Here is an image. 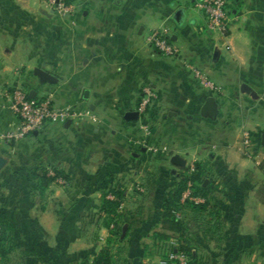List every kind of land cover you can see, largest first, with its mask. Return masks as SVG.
<instances>
[{"label":"crops","instance_id":"1","mask_svg":"<svg viewBox=\"0 0 264 264\" xmlns=\"http://www.w3.org/2000/svg\"><path fill=\"white\" fill-rule=\"evenodd\" d=\"M19 1L35 0H0V155L7 160L0 212L13 247L10 261L0 264H64L68 250L79 260L94 258L109 236L98 212L102 195L113 199L109 191L116 189L124 195L118 211L127 225L124 258L127 264L151 260L145 249L159 228L162 197L181 171L170 164L173 155L209 169L204 187L210 185L208 200L221 226L198 238L190 223L189 232L197 250L202 245L197 254L203 263L264 264V203L257 196L264 171L257 153L247 158L242 146L244 133L259 145L264 134L258 109L264 107V0H229L225 35L203 29L200 0H78L83 9L65 16L32 13ZM179 9L183 20L177 23ZM159 29L168 31L176 56L149 47V34ZM36 66L57 82L41 84ZM13 83L28 97L49 98L79 117L68 127L67 121L47 124L42 140L2 139L19 125L4 90ZM146 86L158 98L149 109L148 137L138 120L125 118L137 112ZM209 97L214 118L200 113ZM156 148L173 153L151 156ZM42 170L48 176L58 170L69 181L56 178L40 194L35 173ZM77 243L85 247L74 250Z\"/></svg>","mask_w":264,"mask_h":264},{"label":"trees","instance_id":"2","mask_svg":"<svg viewBox=\"0 0 264 264\" xmlns=\"http://www.w3.org/2000/svg\"><path fill=\"white\" fill-rule=\"evenodd\" d=\"M259 169L264 171V160L259 165ZM188 170L187 167L181 169L176 181L164 193L160 207L159 228L154 231L152 237L154 241L161 243L173 240L176 246L171 247L169 252L185 255L188 259L187 264H205L197 254L196 244L189 237L191 226L186 216L190 213L196 222L204 224L206 231L212 232L213 229L216 231L220 229V214L216 206L208 200L210 185L203 186L204 180L208 179L209 169L203 163H195L193 171L189 175H187ZM53 173V176H48L44 170L40 174L35 173L36 191L40 194L43 193L56 178H61L65 182L69 181L62 172L54 170ZM188 183H190L191 196L203 198V203L196 204L189 200L181 202L182 194L188 189ZM109 192L113 199H109L106 194H103L98 210L102 215L101 226L108 229L109 236L91 264H122L126 261L122 252L123 245H121L125 237L120 240L124 222L118 212L124 195L123 191L119 189ZM257 196L264 203V185L259 188ZM209 217L211 220L208 219ZM8 227V222L0 212V262L5 261L13 249L7 237ZM82 264H87L86 260L82 261Z\"/></svg>","mask_w":264,"mask_h":264},{"label":"built area","instance_id":"3","mask_svg":"<svg viewBox=\"0 0 264 264\" xmlns=\"http://www.w3.org/2000/svg\"><path fill=\"white\" fill-rule=\"evenodd\" d=\"M197 8L202 14V27L206 32L219 33L221 35L228 33L230 30L228 0H200L197 3ZM147 43L155 53L163 57H174L177 55V50L170 42L166 29H159L151 32L147 38ZM193 72L203 85L209 89H214L209 80L198 70H194ZM9 96L12 110L19 121V125L16 130L7 132L2 136V139L6 141H17L32 136L34 132L41 133L47 124H64L66 121H71L79 117V114L73 109L57 108L49 98H29L25 92H22L18 88H14ZM139 99L137 112L139 118H143L144 114H146L152 106V103L158 98L156 93L146 86L142 89ZM141 129L146 130V125H142ZM250 141V135L244 133L243 146L245 148H249ZM192 171L193 167H190L189 172ZM189 187L190 183H188V189L183 193L182 201H193L195 199L191 197V190ZM170 260L172 264H187L185 255L183 254L173 253L170 256Z\"/></svg>","mask_w":264,"mask_h":264},{"label":"rangeland","instance_id":"4","mask_svg":"<svg viewBox=\"0 0 264 264\" xmlns=\"http://www.w3.org/2000/svg\"><path fill=\"white\" fill-rule=\"evenodd\" d=\"M33 2L34 3H32V4L28 3V2H23V1H19L18 3L22 7L25 6L27 8V6H29L30 8H29L28 11H31L32 13H36V14H38L39 12L41 13L42 11H45V12L50 11L51 13H55L56 15L65 16V15H74L75 13H78L80 10L83 9L81 7L80 1H78V0H60V1L59 0H35ZM35 68H39V67L36 66ZM21 69L24 70V68H21ZM21 69H16L15 72H17L18 75H20ZM16 87L19 90H21L22 92H25L27 90L26 88H23L22 86H20L18 84H15V83H13L12 85H8V87L5 88L4 90L6 92H12L14 90V88H16ZM258 107H259V105H258ZM258 109L262 110L261 113L264 115V107H262V108L259 107ZM149 112L150 111L148 110L147 113L144 114L143 118L137 119L139 121V130H140V132H142L144 134L146 133V135H145L146 137L151 135L150 134V129H149V124H148ZM142 125H146V130L141 129ZM256 140H258V139H256ZM256 140H254V139L252 140L251 139L249 148H245L243 145L242 146H243L244 156L247 157V158H253L254 156H256V153H257L258 162H257L256 165H258V167H259V165L264 160V147L259 145V142H258L259 140L257 142H256ZM242 144H243V142H242ZM161 147L162 146H160L159 149ZM156 149H157V153L156 152H151V154H152L151 156L156 155L158 153H163L165 155V157L168 158L170 156V154L173 153V152H169L168 150L160 151L158 148H156ZM148 161H149L148 166L150 165V167H152L154 165V163H155V161L152 158H150V160H148ZM150 163H153V164H150ZM195 163H202V162H195ZM195 163L188 164L184 168L187 167L190 170V167H194ZM184 168H181V169H184ZM189 170L187 172V175H189L191 173V172H189ZM178 173L180 174L181 171L178 172ZM139 193H141V192H139ZM182 198H183V194H182V197H181V202L186 201V200L182 201ZM96 214L97 213H94V215H96ZM186 219L188 221H190V223H194V226H192V228H193L192 230L196 233L195 236H197L198 238H202L203 237L202 232L205 230L204 229L205 228L204 224H202V222L201 223L196 222L194 217L192 215H190V213L187 214ZM190 229H191V227H190ZM215 242H218L217 239H215ZM123 243L121 245H123ZM200 243H202V241H200ZM83 244L77 243V247L73 248V249L74 250L79 249V246L80 247L81 246L85 247V243H83ZM174 246H176V244H175V242L173 240L168 241L167 243H161L160 241H154V242L152 241L150 243V247L148 246L145 249V253H146L145 255H148V257H150L151 260L147 259L148 260L147 262H145V263L140 262V264H169V262H171V264H172V261L170 260V256L173 253L169 252V249L171 247H174ZM201 246L199 247L200 249H198V250H200V252L202 251V247ZM122 247H123V251L122 252H123V256H124V250L125 249H124V246H122ZM149 248H150V250H149ZM196 249H197V247H196ZM70 252L71 251H69V250L67 251L68 256L66 257V259L64 261V264H82V261H84V260H86L87 264H91L92 261H93V258H89V257L82 258L81 260L76 259L73 256L70 257L69 256ZM146 258H147V256H144V258L142 260H145ZM6 260H8V258ZM124 260H126V259H124ZM8 261H10V260H8ZM185 261H186V263L188 262L187 257H185ZM201 261H202V258H201ZM122 264H127V261H125V263H122ZM136 264H139V259L136 261Z\"/></svg>","mask_w":264,"mask_h":264},{"label":"water","instance_id":"5","mask_svg":"<svg viewBox=\"0 0 264 264\" xmlns=\"http://www.w3.org/2000/svg\"><path fill=\"white\" fill-rule=\"evenodd\" d=\"M174 20L177 23H180V21L183 20V10L179 9L174 13ZM33 75L39 80L41 84H54L57 82V78L54 77L52 74L49 72H46L40 68H34L33 69ZM247 91H250L248 87ZM82 96L84 98H87L88 96V91L84 90L82 91ZM32 94L29 95V98H32ZM202 116L208 117V118H214L216 116V106L214 99L209 97L205 100L204 104L201 107L200 111ZM127 120L130 121H137L138 119V112H128L125 116ZM70 121H67L65 124V127H68L70 125ZM33 136L36 137L38 140H42L43 136L38 133L34 132ZM261 146L264 147V134L261 136ZM7 160L0 155V171L4 168L6 165ZM170 164L173 165L174 167H179V168H184L186 165V161L179 155H173L170 158ZM207 181L205 180L203 183V186H205ZM127 231V225H123L122 230H121V236L120 240H122L126 234Z\"/></svg>","mask_w":264,"mask_h":264}]
</instances>
